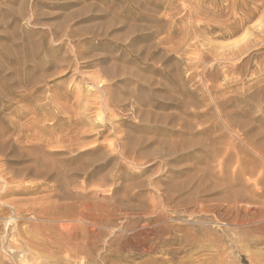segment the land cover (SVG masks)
<instances>
[{
	"label": "rangeland",
	"instance_id": "1",
	"mask_svg": "<svg viewBox=\"0 0 264 264\" xmlns=\"http://www.w3.org/2000/svg\"><path fill=\"white\" fill-rule=\"evenodd\" d=\"M261 158L264 0H0V264H264Z\"/></svg>",
	"mask_w": 264,
	"mask_h": 264
},
{
	"label": "bare ground",
	"instance_id": "2",
	"mask_svg": "<svg viewBox=\"0 0 264 264\" xmlns=\"http://www.w3.org/2000/svg\"><path fill=\"white\" fill-rule=\"evenodd\" d=\"M101 90V89H100ZM254 144V143H253ZM174 147V146H173ZM263 149V148H262ZM161 151V150H160ZM261 160V162H263V166H264V158H261L260 159ZM258 163H260L259 161H258ZM261 164V163H260ZM259 164V165H260ZM257 167V165H253V166H251V167H247L248 169H247V171L251 174V175H255L256 174V171H255V168ZM259 173V172H258ZM264 174V169H263V171L259 174V175H257V177L254 179V182H255V184L261 179V177H262V175ZM253 177V176H252ZM251 177V178H252ZM4 188V187H3ZM241 194V193H240ZM238 196V195H237ZM237 200V199H236ZM246 201H248V202H250V203H255L256 204V202L257 201H255L254 199H251V198H249V199H247ZM245 201V202H246ZM180 203V202H179ZM165 206V205H164ZM238 206V205H237ZM182 208V207H181ZM177 211V210H176ZM154 212V211H153ZM168 215V214H167ZM162 216V215H161ZM263 217H264V215H263ZM225 218V217H224ZM161 220H163V218H159L158 219V221H161ZM180 220V219H179ZM249 221L250 222H254V223H256V226H255V229L256 230H258V231H261V230H264V223H260V219L259 220H256V219H254L253 218V220L251 219H249ZM259 222V223H258ZM160 224V223H159ZM94 227V226H93ZM158 248V245H153V247L151 248V251L152 252H155L156 251V249ZM78 251H84L85 249L83 248V247H79L78 249H77ZM219 253V252H218ZM220 255V254H219ZM222 256V255H221ZM168 260V259H167ZM166 259H163V262H166L167 261ZM190 260H193V258H192V256H190V255H185V257H183L182 259H180L178 262H176V264H186L188 261H190ZM152 261V260H151ZM155 261L153 260L152 261V264L154 263ZM220 263V262H219ZM211 264H213V262L211 263Z\"/></svg>",
	"mask_w": 264,
	"mask_h": 264
}]
</instances>
